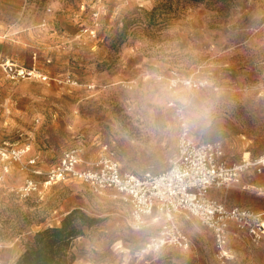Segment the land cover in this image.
I'll use <instances>...</instances> for the list:
<instances>
[{
    "label": "rangeland",
    "instance_id": "374dc122",
    "mask_svg": "<svg viewBox=\"0 0 264 264\" xmlns=\"http://www.w3.org/2000/svg\"><path fill=\"white\" fill-rule=\"evenodd\" d=\"M9 65L33 75L13 77ZM205 100L211 120L190 121L191 103ZM182 129L219 143L228 164L264 154V0H0V264L74 209L104 220L74 242V264H264V238L255 244L233 224L228 258L188 215L174 221L189 249L149 250L163 219L135 230L116 191L44 184L72 149L82 169L111 151L127 174L160 173ZM26 147L14 162L9 152ZM211 194L264 214V176Z\"/></svg>",
    "mask_w": 264,
    "mask_h": 264
},
{
    "label": "built area",
    "instance_id": "2783aa9c",
    "mask_svg": "<svg viewBox=\"0 0 264 264\" xmlns=\"http://www.w3.org/2000/svg\"><path fill=\"white\" fill-rule=\"evenodd\" d=\"M8 68L16 78L33 75L24 69L17 70L13 65ZM28 150L29 147L12 149L9 155L14 162H20ZM64 154L59 163L44 175L45 186L72 178L95 193L116 191L130 206V224L135 230L143 229L151 218L163 219L158 237L147 245L149 250L165 246L181 250L190 248L189 238L179 231L174 221L177 215L195 217L212 230L219 259L229 256L227 246L232 224L247 233L255 244L264 238V214L239 207L228 209L211 197L214 189L240 187L242 176L250 172L264 176V154L253 160L248 157L239 163L228 164L223 159L219 143H195L187 129H182L178 137L176 158L165 171L156 174L123 172L111 151L93 163L91 169L81 168L84 162L79 149ZM29 164L35 165V161ZM33 173L42 175L38 171ZM27 190H37V186L29 182Z\"/></svg>",
    "mask_w": 264,
    "mask_h": 264
},
{
    "label": "trees",
    "instance_id": "16d2710c",
    "mask_svg": "<svg viewBox=\"0 0 264 264\" xmlns=\"http://www.w3.org/2000/svg\"><path fill=\"white\" fill-rule=\"evenodd\" d=\"M103 222V219L89 217L81 209H74L67 213L59 226L38 232L15 264H74V242L84 237L85 231Z\"/></svg>",
    "mask_w": 264,
    "mask_h": 264
},
{
    "label": "clouds",
    "instance_id": "9594fccd",
    "mask_svg": "<svg viewBox=\"0 0 264 264\" xmlns=\"http://www.w3.org/2000/svg\"><path fill=\"white\" fill-rule=\"evenodd\" d=\"M191 103V102H186ZM213 102L210 100L202 101L201 103H191V108L187 118L192 122H209L212 117Z\"/></svg>",
    "mask_w": 264,
    "mask_h": 264
},
{
    "label": "crops",
    "instance_id": "0c3cea01",
    "mask_svg": "<svg viewBox=\"0 0 264 264\" xmlns=\"http://www.w3.org/2000/svg\"><path fill=\"white\" fill-rule=\"evenodd\" d=\"M246 183H248V182H245V183L243 182V185H245V186H247V187H249V188H251V186H250V185H254V184H252V182H251V183H249V184H246ZM245 186H244V187H245Z\"/></svg>",
    "mask_w": 264,
    "mask_h": 264
}]
</instances>
